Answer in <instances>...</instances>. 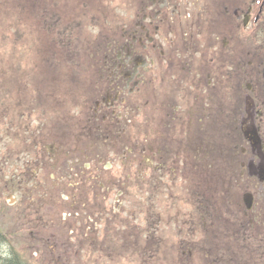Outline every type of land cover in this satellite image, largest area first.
Masks as SVG:
<instances>
[{"label": "flooded vegetation", "instance_id": "obj_1", "mask_svg": "<svg viewBox=\"0 0 264 264\" xmlns=\"http://www.w3.org/2000/svg\"><path fill=\"white\" fill-rule=\"evenodd\" d=\"M119 5L123 14L116 19V38L109 39L104 48L105 74L99 69L101 78L93 79V85L76 97L73 115L68 114V106L61 108V99L48 97L58 106L51 110L52 105H43L41 112L47 120L41 118L38 130H42L41 139H52L47 145L50 149L40 152L33 131L28 139L22 138V145L31 147L25 157L24 152L3 151L1 191H9L11 204L19 205V195L34 189L35 182L32 186L31 182L50 172L49 183H44L48 197L39 198L34 210L51 206L52 185L63 183L74 171L82 175L76 162L89 158L82 152L79 158L67 156L70 152L65 149L79 150L81 144L93 156L84 170L90 169L88 178L96 180L107 151L113 152L114 137L130 144L128 114L139 100L137 108L149 107L139 126L143 152L139 180L154 189L142 192L143 205L152 203L163 190L166 198L173 197L175 188L181 189L175 193L181 195L183 183L192 176L203 189L204 205L187 213L182 221L187 229L202 225L207 236L220 242L221 264H264V0H120ZM58 109L63 112L59 117ZM212 142L219 144L230 161L227 190L220 191L215 206L208 196L210 161L204 153ZM100 148L106 149L105 155ZM13 154L17 166L10 164L9 172L6 168ZM61 156L72 166L64 164ZM113 168L112 163H105L104 169ZM195 168L200 176L192 174ZM121 179L112 175L108 185V189H119L118 202L127 193L126 187L130 188ZM148 191L151 194L146 197ZM185 200L189 201L183 197L178 201ZM181 209L177 203L175 211ZM195 210L201 225L193 221ZM211 213L220 219L215 232L211 231Z\"/></svg>", "mask_w": 264, "mask_h": 264}, {"label": "rangeland", "instance_id": "obj_2", "mask_svg": "<svg viewBox=\"0 0 264 264\" xmlns=\"http://www.w3.org/2000/svg\"><path fill=\"white\" fill-rule=\"evenodd\" d=\"M67 1L65 4V0H0V156L8 150L9 153L24 152L25 157L26 150L31 151V147L23 146L22 138L28 139L33 131L40 141V152L44 154L45 148L46 153L52 139L40 138L41 118L47 120L41 111L43 105H52L51 110L58 106V102L48 97L61 99V108L68 106V114L73 115L76 97L82 95L91 83L93 85V79L101 78L99 69L105 74V67H102L104 48L109 39L113 41L116 38L113 35V30L119 29L116 19L123 14L120 0ZM106 19L108 21L104 25ZM136 104L141 102H133L128 114L131 122H127L126 129L131 134L130 144L126 146L114 137L113 152L108 154L107 151L96 180L88 178L90 169L89 172L84 170L85 163L93 156L86 148H81V144L79 150L65 149L70 152L67 156L79 158L82 152L89 158L76 162L82 168V175L74 171V176H65L64 184L52 185L51 206L41 208L39 212L34 210L39 198L48 197L44 183H49L50 172L31 182V186L35 182L34 189L25 196L19 195V205H12L10 192L0 189V231L7 232L10 245L26 263H222L223 246L218 240L214 241L213 235L207 236L208 232L195 216L196 210L192 212L196 218L193 221H198L201 226L187 229V224L182 222L192 208L204 205L203 189L198 182H193L192 176L189 177L190 182L183 183L185 186L180 184L183 187L181 195L175 194L177 190L181 191L175 188L170 194L173 197L166 198L163 190L154 196L152 203L143 205L142 192L154 190L139 180L143 157L139 126L143 113H149V107L137 108ZM154 108L151 106L156 112ZM58 111L59 117L63 112ZM105 150L100 148L99 152L105 155ZM204 153L210 161L211 190L207 193L211 205L215 206L218 205L220 191L227 190L230 161L226 160L219 144L214 142ZM14 157L15 154L6 168L9 172L11 166H17ZM61 157L64 164L72 166L69 159ZM106 162L115 168L104 169ZM197 168L192 173L194 176H200ZM51 173L53 176L52 170ZM128 173L130 177H126ZM112 175H121V181L126 180L130 185L120 198L121 202L117 201L119 189L116 186L108 189ZM118 185L122 186V182ZM149 191L146 197L151 194ZM95 195L96 201L93 199ZM182 197L189 201L179 202ZM177 203L184 207L178 213L175 211ZM209 215L214 220L211 231L215 232L219 230L220 219L217 214ZM10 245L2 243L0 252L7 251Z\"/></svg>", "mask_w": 264, "mask_h": 264}, {"label": "trees", "instance_id": "obj_3", "mask_svg": "<svg viewBox=\"0 0 264 264\" xmlns=\"http://www.w3.org/2000/svg\"><path fill=\"white\" fill-rule=\"evenodd\" d=\"M9 241L6 233L0 231V245L4 242L10 245ZM17 252L12 245L9 246L7 251L0 252V264H28L19 257Z\"/></svg>", "mask_w": 264, "mask_h": 264}]
</instances>
